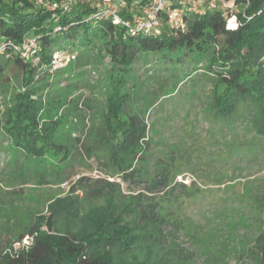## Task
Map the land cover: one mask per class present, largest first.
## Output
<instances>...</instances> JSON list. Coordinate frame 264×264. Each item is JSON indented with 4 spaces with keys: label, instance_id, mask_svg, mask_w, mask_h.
Returning <instances> with one entry per match:
<instances>
[{
    "label": "rangeland",
    "instance_id": "rangeland-1",
    "mask_svg": "<svg viewBox=\"0 0 264 264\" xmlns=\"http://www.w3.org/2000/svg\"><path fill=\"white\" fill-rule=\"evenodd\" d=\"M73 41H55L69 47V60L40 67L33 84L43 108L59 117L55 142L65 146L25 158L0 128V254L17 247L23 233L24 241L38 217L54 211L55 229L75 230L111 199L117 208L144 203L136 206L146 211L141 218L124 214L134 232L146 221L150 233L126 256L130 264H264L257 248L264 232V135L251 124V110L240 105L232 115L216 114L215 79L192 53L139 51L123 74L129 112L143 117L146 137L124 178L97 142L118 72L100 41L83 49ZM21 78L20 67L5 63L1 123L24 90Z\"/></svg>",
    "mask_w": 264,
    "mask_h": 264
},
{
    "label": "trees",
    "instance_id": "trees-1",
    "mask_svg": "<svg viewBox=\"0 0 264 264\" xmlns=\"http://www.w3.org/2000/svg\"><path fill=\"white\" fill-rule=\"evenodd\" d=\"M41 1L0 0V76L5 63L11 61L20 67L24 85V90L16 93L0 128L25 158L44 157L50 147L65 146L55 142L61 124L59 117L53 116L52 107L43 108L33 87L35 77L42 72L40 67L51 66L52 53L69 50L67 45L56 47L57 40L60 44L62 41L74 44L76 39L81 49L100 41L99 50L108 55L111 68L118 72L117 78L112 77L97 142L108 149L111 161L124 178L134 172L133 162L138 161L146 137L143 117L129 112L131 95L123 74L141 50L179 49L192 53L196 63L204 62L207 74L215 79L211 101L215 113L232 115L240 105L248 108L255 131L264 135V0H231L239 18L233 29L226 27L229 6L221 9L224 4L218 2L214 7L201 4L184 12L183 27L163 25L158 31L147 32L130 28L142 19L139 10L150 0H122L124 5L119 14L130 26L97 17L88 0H76L68 10L61 0ZM166 2L168 7L183 4L182 0ZM29 38L36 40V46L26 55L13 49ZM67 156L68 153L61 160ZM137 205L144 203L117 208L109 199L75 230L55 229L54 211L38 217L25 229V234L31 237L29 242L23 243L24 233L21 234L17 247L0 254V264H130L126 256L147 240L145 234H150L145 229L146 221L134 232L136 226L125 219V213L134 212L140 218L145 215V209L138 213ZM257 248L264 254V232Z\"/></svg>",
    "mask_w": 264,
    "mask_h": 264
},
{
    "label": "built area",
    "instance_id": "built-area-1",
    "mask_svg": "<svg viewBox=\"0 0 264 264\" xmlns=\"http://www.w3.org/2000/svg\"><path fill=\"white\" fill-rule=\"evenodd\" d=\"M76 0H61V4L64 9H70L71 5ZM96 9V16L99 18H109L114 24H124L130 26L131 23L125 20L120 14V8L124 5L122 0H88ZM231 0H182L181 7H168L166 6V0H150V3L144 5L139 10L142 19L138 20L130 30L138 29L145 32L154 30L158 31V28L163 25H168L175 29L184 26L183 13L193 11L194 8L201 4H206L208 7H214L218 2H225ZM38 2H42L38 0ZM55 6V5H54ZM239 24V18L234 11L232 5L229 6L226 27L233 29ZM36 46V40L34 38L25 39L22 43L14 45L13 49L21 52L22 55H26ZM69 50H56L51 55V66L63 65L69 60ZM31 237L26 235L23 243H28Z\"/></svg>",
    "mask_w": 264,
    "mask_h": 264
}]
</instances>
